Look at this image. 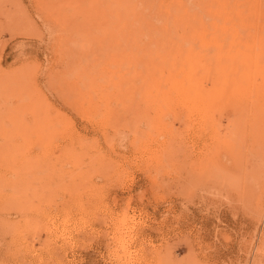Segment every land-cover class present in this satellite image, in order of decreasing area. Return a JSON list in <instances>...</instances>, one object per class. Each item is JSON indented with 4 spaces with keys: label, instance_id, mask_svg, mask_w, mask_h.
<instances>
[{
    "label": "rangeland",
    "instance_id": "1",
    "mask_svg": "<svg viewBox=\"0 0 264 264\" xmlns=\"http://www.w3.org/2000/svg\"><path fill=\"white\" fill-rule=\"evenodd\" d=\"M263 241L264 0H0V264Z\"/></svg>",
    "mask_w": 264,
    "mask_h": 264
},
{
    "label": "bare ground",
    "instance_id": "2",
    "mask_svg": "<svg viewBox=\"0 0 264 264\" xmlns=\"http://www.w3.org/2000/svg\"><path fill=\"white\" fill-rule=\"evenodd\" d=\"M209 85H210V84H209ZM210 86H211V85H210ZM213 87H214V86H213ZM215 87H217V86H215ZM206 88H207V85H206ZM206 88H205V89H206ZM211 88H212V87H211ZM217 89H218V88H217ZM223 89H224V88H223ZM219 90H220V88H219ZM221 90H222V89H221ZM205 91H206V90H205ZM214 91H215V90H214ZM216 92H217V91H216ZM222 93H223V91H222ZM222 93H220V94H222ZM226 93H227V91H226ZM216 94H218V93H216ZM223 95H224V94H223ZM208 97H212V96H208ZM223 98H224V97H223ZM208 99H209V98H208ZM206 100H207V98H206ZM212 102H213V101H212ZM206 103H207V102H206ZM181 137H182V136H181ZM181 140H182V139H181ZM181 143H182V142H181ZM183 143H184V141H183ZM183 143H182V144H183ZM185 143H186V142H185ZM187 145H188V144H187ZM183 147H184V146H183ZM176 154H177V153H176ZM253 169H254V168H253ZM255 170H256V169H255ZM258 175H259V174H258ZM183 177H184V176H183ZM260 180H261V179H260ZM256 181H257V180H256ZM250 189H251V188H250ZM256 193H258V192H256ZM261 196H262V195H261ZM244 210H245V209H244ZM261 217H262V216H261ZM261 219H262V218H261ZM263 242H264V241H263ZM262 248H263V247H262ZM258 253H259V252H258ZM259 256H261V255H259ZM262 256H264V255H262ZM262 256H261V257H262ZM257 257H258V256H257ZM257 257H256V258H257ZM258 259H260V257H259ZM258 259H257V260H258ZM262 259H264V258H262ZM261 264H262V263H261Z\"/></svg>",
    "mask_w": 264,
    "mask_h": 264
}]
</instances>
